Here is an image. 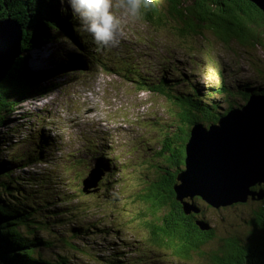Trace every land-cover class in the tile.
Segmentation results:
<instances>
[{
  "label": "rangeland",
  "instance_id": "374dc122",
  "mask_svg": "<svg viewBox=\"0 0 264 264\" xmlns=\"http://www.w3.org/2000/svg\"><path fill=\"white\" fill-rule=\"evenodd\" d=\"M161 4L165 5V0H161ZM59 6H63L61 0H58ZM115 11L121 18L123 34L120 44L102 49L99 56L104 64L98 67L90 65L88 60L81 62L84 61L82 54L95 53L98 46L90 36L78 30L77 21L71 14L69 20L74 23L72 27L75 33H69L65 27L47 29L53 35L51 39L40 41L35 38L28 52H23L28 68L32 71L47 70L49 74L43 76L39 84L44 88L43 92L26 97L14 107L6 125L1 128L0 161L8 162L11 158L16 159L15 162L25 161V166L15 165L12 168L14 175L20 176L19 179L28 173L56 175L55 185L30 184L28 179L22 180L24 192L31 195V203L37 205L39 200H48L50 207L59 212V217L65 223H71L72 219L85 224L93 222L89 226L91 231L95 233L100 229L96 232L99 235L91 236L92 239H74L83 252H72L66 251L59 239L70 235L68 224L61 226L52 223L40 231L42 236L55 241L52 247L42 249L47 257L55 251H64L71 255L79 253L71 258V262L78 264H111L113 261H119L118 264H205L200 259L182 262L163 250L153 252L139 241L146 237V233L135 215L148 213L143 203H135L131 197L140 182L136 180L143 165L139 161L145 158L144 153L148 154V150L156 146L155 141L160 138L161 132L170 128L175 113L162 95L140 91L127 80L123 74L127 63L123 61L135 60L139 64L141 57L150 50L149 56L157 60L153 48L161 47L162 43L182 46L178 48L177 58L186 59L183 67L187 73H191L190 81L202 89L213 88V92L222 85L232 87V97L227 99L216 92L215 97L224 107H227L230 99L238 106L245 100L237 86H264V47L251 48L231 42L224 48L208 31L188 45L171 33L174 32L173 27H169L170 30L158 29L142 20L132 21L123 16L119 9ZM35 35L39 37V34ZM78 35L84 44L76 41L75 36ZM80 47L83 49L81 54ZM74 51H78L77 54ZM20 54L21 51L17 57ZM147 61L144 60L141 65L147 67L150 64ZM155 63L157 65L161 61ZM43 141L41 147H37ZM90 141L107 145V152L113 151L119 159L118 166L126 163L112 172L116 177L114 181L104 180L110 191H122L119 192L120 198L117 196L118 200L105 198L100 193L104 186L95 192H91L90 186H84L82 178L90 168L96 169L95 163L84 166V161H79L91 155L88 151H80ZM36 153L41 155L42 161L31 160ZM95 180L96 177L90 179ZM77 186H82L80 195L65 196L62 200L57 198L58 194L77 191ZM14 197L18 198V194L14 193ZM40 203L41 207L37 206L42 211L43 202ZM203 203L202 216L216 233L215 238L206 244L210 250L219 248L222 237L229 236V233L239 236L249 233L254 229L256 213L258 216L259 212L264 211V202L255 199L219 208ZM127 204L133 205V209ZM97 222H101L98 227ZM143 248L146 253L140 257Z\"/></svg>",
  "mask_w": 264,
  "mask_h": 264
},
{
  "label": "trees",
  "instance_id": "16d2710c",
  "mask_svg": "<svg viewBox=\"0 0 264 264\" xmlns=\"http://www.w3.org/2000/svg\"><path fill=\"white\" fill-rule=\"evenodd\" d=\"M165 2L166 4L162 5L161 0H154V7L146 12L141 20L158 29L170 30L169 27H173L174 32L171 33L183 42L186 41L188 45L204 31H208L224 48H227L231 42L251 48L264 47V14L248 0H165ZM65 6L66 4L58 7V0H0V20L12 18L22 29L20 47L22 55L15 59L5 77L0 80V130L6 125L14 107L26 97L43 92L44 88L39 87V84L42 77L49 74L47 70L32 71L28 68L23 52H28L35 38L40 41L51 39L53 35H50L47 29L65 27L69 33H75L72 27L74 23L69 20L70 12ZM36 33L39 34L38 38ZM75 37L76 41L84 44L80 35ZM178 48L182 46L169 43H162L161 47L153 48L156 50V57L158 56L155 61L161 63L144 67V71H141L135 60L123 61L127 63V68L123 71L125 78L140 91L162 95L175 113L170 128L161 132L160 138L155 141L156 146L151 147L148 154L144 153L145 158L139 161L143 165L136 180L140 182L131 197L135 203H143L148 211L147 214L135 215L146 233V237L139 241L153 252L163 250L182 262H194L200 259L204 260L205 264H264V211L259 212L258 216L256 213L253 220L254 229L252 228L249 233L243 236L229 233V236L222 237L223 241L219 248L210 250L206 248V244L215 238L216 233L214 227L202 216L203 200L198 196L184 198V201L191 202L197 209L185 213L183 204L176 199L174 185L178 183L176 179L178 172L184 168L185 144L192 125L200 123L208 126L216 122L219 115L235 107L236 103L230 99L227 107H224L215 97L216 93H222L227 99L232 97L230 94L232 87L222 85L213 92V88L202 89L198 84L192 83L189 79L191 73H187L183 67L186 59L177 58ZM149 58L144 56L141 60ZM154 72L158 74L153 75ZM237 87L244 100L247 99L249 91L261 90L264 93V86L260 88L241 84ZM90 142L92 143L89 144V148L96 149L93 144L95 141ZM43 143L44 141L37 147H41ZM31 160L43 159L36 153ZM15 161L16 159L12 158L8 159V162L0 161V263L78 264L71 262V258L79 253L71 255L64 251L63 253L55 251L47 257L42 249L52 247L55 241L42 236L40 231L48 228L52 223L61 226L68 224L67 231L70 235L59 239L67 248L66 251L83 252L74 241L78 238L97 236L99 234L96 232L100 229L93 233L89 227L93 222L89 220L87 221L92 222L91 225L75 219H72L71 223H65L64 219L59 217V212L50 207L48 200H41L42 211L39 208L40 200L37 204L39 207L32 204L31 195L24 192L25 185L22 180L28 179L30 184L35 182L55 185L56 175L28 173L26 177L19 179L20 176L14 175L12 168L15 165L25 166V161ZM100 161L101 167L108 169V172L90 190L95 192L99 187L104 186L100 193L105 198L118 200L119 192L122 191H110L104 180L114 181L116 177L112 172L126 163L118 166L114 165L115 160ZM83 165L86 164L83 162ZM104 176L108 177L104 178ZM80 187L82 188L77 186L78 190L75 192H66V195L61 193L55 197L62 200L65 196L80 195ZM261 188L264 189L263 183L251 186L252 190ZM110 189L113 190L112 187ZM14 193L18 194V198L14 197ZM249 199L251 200L250 197L247 200ZM260 201L264 202V196ZM127 205L132 209L134 207ZM198 221L206 222L208 228L200 227ZM98 224L101 222L96 223L97 227ZM123 244L126 245L125 242ZM145 253L146 250L143 248L140 257ZM118 262L113 261L111 264Z\"/></svg>",
  "mask_w": 264,
  "mask_h": 264
},
{
  "label": "water",
  "instance_id": "95a60500",
  "mask_svg": "<svg viewBox=\"0 0 264 264\" xmlns=\"http://www.w3.org/2000/svg\"><path fill=\"white\" fill-rule=\"evenodd\" d=\"M264 14V0H248ZM22 29L16 20H0V80L5 77L19 55ZM95 175V174H94ZM94 177L88 174L86 186ZM174 185L176 199L185 213L197 211L184 198L200 197L213 208L260 200L264 189L252 190L256 183L264 184V93L249 91L244 103L232 107L216 122L205 126L192 125L185 144L184 168L178 172ZM208 228L204 221L197 222ZM1 264V263H0Z\"/></svg>",
  "mask_w": 264,
  "mask_h": 264
},
{
  "label": "clouds",
  "instance_id": "9594fccd",
  "mask_svg": "<svg viewBox=\"0 0 264 264\" xmlns=\"http://www.w3.org/2000/svg\"><path fill=\"white\" fill-rule=\"evenodd\" d=\"M61 4L67 5L80 32L90 36L98 47L106 48L118 46L123 34L121 18L115 9L138 21L154 7V0H61Z\"/></svg>",
  "mask_w": 264,
  "mask_h": 264
},
{
  "label": "bare ground",
  "instance_id": "6f19581e",
  "mask_svg": "<svg viewBox=\"0 0 264 264\" xmlns=\"http://www.w3.org/2000/svg\"><path fill=\"white\" fill-rule=\"evenodd\" d=\"M39 55V54H38ZM34 61V60H33ZM45 71V70H44ZM96 122V121H95Z\"/></svg>",
  "mask_w": 264,
  "mask_h": 264
}]
</instances>
